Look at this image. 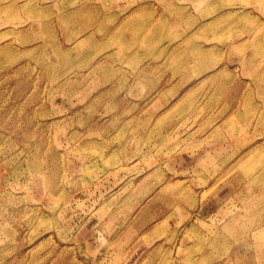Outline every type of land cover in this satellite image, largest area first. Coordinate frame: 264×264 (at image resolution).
<instances>
[{"label":"rangeland","instance_id":"374dc122","mask_svg":"<svg viewBox=\"0 0 264 264\" xmlns=\"http://www.w3.org/2000/svg\"><path fill=\"white\" fill-rule=\"evenodd\" d=\"M0 264H264V0H0Z\"/></svg>","mask_w":264,"mask_h":264}]
</instances>
